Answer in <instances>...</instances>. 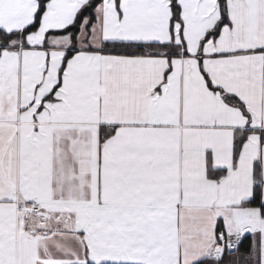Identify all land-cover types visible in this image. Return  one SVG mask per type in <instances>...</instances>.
I'll list each match as a JSON object with an SVG mask.
<instances>
[{
	"label": "snow or ice",
	"instance_id": "1",
	"mask_svg": "<svg viewBox=\"0 0 264 264\" xmlns=\"http://www.w3.org/2000/svg\"><path fill=\"white\" fill-rule=\"evenodd\" d=\"M0 264H264V0H0Z\"/></svg>",
	"mask_w": 264,
	"mask_h": 264
}]
</instances>
